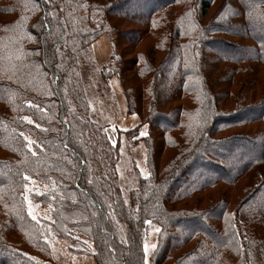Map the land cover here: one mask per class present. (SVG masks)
Instances as JSON below:
<instances>
[{
    "label": "trees",
    "instance_id": "1",
    "mask_svg": "<svg viewBox=\"0 0 264 264\" xmlns=\"http://www.w3.org/2000/svg\"><path fill=\"white\" fill-rule=\"evenodd\" d=\"M113 76L139 124L111 141L90 87ZM151 226V264H264V0H0V264H55L48 234L145 264Z\"/></svg>",
    "mask_w": 264,
    "mask_h": 264
},
{
    "label": "rangeland",
    "instance_id": "2",
    "mask_svg": "<svg viewBox=\"0 0 264 264\" xmlns=\"http://www.w3.org/2000/svg\"><path fill=\"white\" fill-rule=\"evenodd\" d=\"M214 8L215 7H212L210 12H212ZM100 36L92 43L94 64L97 66L106 63L109 59V56L113 52L112 41L109 35L107 33H102ZM104 36H108L107 39ZM109 85V94L111 98L104 94H98L95 90V84L90 87V111L92 112L93 116L97 117L98 120H103L108 123L106 126L107 138L112 141L115 140L116 137V128H120L122 130L130 129L139 124V120L135 114L127 113L125 97L117 77H111ZM145 130V125L139 128L140 133H145ZM131 165L136 167L142 176L147 175V166L145 163V146L142 141H137L129 146L128 157L123 160V164L121 166L122 173L126 178L125 180L128 183L133 184L134 180L132 177L134 173ZM35 183L32 182V185L29 186V188H34L36 186ZM26 203L28 213L31 217H35L36 219L49 218L47 209L43 208L38 203H34L29 196L26 197ZM157 235L158 228L151 226L143 242L145 264H151L152 262L151 254L154 251L157 243ZM45 239L53 249V261L55 264H96L93 258L88 255L71 253L67 247V243L61 239H57L49 234L45 236Z\"/></svg>",
    "mask_w": 264,
    "mask_h": 264
},
{
    "label": "crops",
    "instance_id": "3",
    "mask_svg": "<svg viewBox=\"0 0 264 264\" xmlns=\"http://www.w3.org/2000/svg\"><path fill=\"white\" fill-rule=\"evenodd\" d=\"M100 37H101V36H100ZM104 37L107 39L108 36H104Z\"/></svg>",
    "mask_w": 264,
    "mask_h": 264
},
{
    "label": "snow or ice",
    "instance_id": "4",
    "mask_svg": "<svg viewBox=\"0 0 264 264\" xmlns=\"http://www.w3.org/2000/svg\"><path fill=\"white\" fill-rule=\"evenodd\" d=\"M144 133H142V135H143ZM33 219H35V217H33Z\"/></svg>",
    "mask_w": 264,
    "mask_h": 264
}]
</instances>
